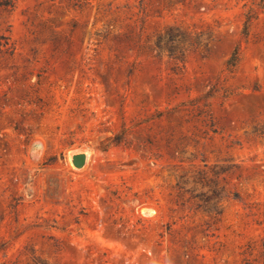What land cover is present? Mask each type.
I'll use <instances>...</instances> for the list:
<instances>
[{"label": "rangeland", "instance_id": "obj_1", "mask_svg": "<svg viewBox=\"0 0 264 264\" xmlns=\"http://www.w3.org/2000/svg\"><path fill=\"white\" fill-rule=\"evenodd\" d=\"M37 260L264 264L262 0H0V264Z\"/></svg>", "mask_w": 264, "mask_h": 264}, {"label": "trees", "instance_id": "obj_2", "mask_svg": "<svg viewBox=\"0 0 264 264\" xmlns=\"http://www.w3.org/2000/svg\"><path fill=\"white\" fill-rule=\"evenodd\" d=\"M264 3V0H262ZM250 21V18H247V23ZM186 41L185 35L180 33L177 29L170 28L168 29L164 35H160L157 37L155 42V50L157 52L166 51L169 55L175 56L177 52L181 54V45ZM180 50V51H179ZM238 60V56L236 53L232 56V58L228 62V68H231L235 65ZM218 173V172H217ZM202 183V178L198 177L194 181V186L188 192L191 193L193 198L198 199V208H201L203 211L208 213H215L216 215L220 214V209L218 203L222 198V190L216 187V182L212 181L213 186L211 185L208 190H200L198 191L195 187L196 184ZM185 182L179 181L176 184L177 190L180 192L185 189ZM35 264H45L42 261L37 260Z\"/></svg>", "mask_w": 264, "mask_h": 264}, {"label": "water", "instance_id": "obj_3", "mask_svg": "<svg viewBox=\"0 0 264 264\" xmlns=\"http://www.w3.org/2000/svg\"><path fill=\"white\" fill-rule=\"evenodd\" d=\"M85 160V153H76L71 156V162L76 168H81L85 164Z\"/></svg>", "mask_w": 264, "mask_h": 264}]
</instances>
